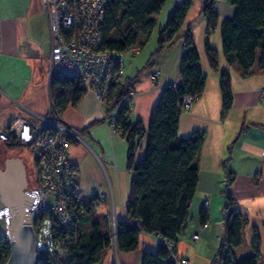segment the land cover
I'll return each instance as SVG.
<instances>
[{
	"label": "crops",
	"instance_id": "obj_1",
	"mask_svg": "<svg viewBox=\"0 0 264 264\" xmlns=\"http://www.w3.org/2000/svg\"><path fill=\"white\" fill-rule=\"evenodd\" d=\"M183 1L164 0V4L169 2L170 6H175ZM206 1H192L172 45L162 52L148 71L140 73L158 44L148 50L142 46L140 51L130 55V61L123 59L120 82L137 76L133 88L135 95L130 104V122L140 121L147 130L151 110L164 87L176 84L180 79L182 34L190 30L206 81L202 94L189 112L180 115L177 133L179 137L187 138L195 132H203L204 140L197 161L196 192L189 207V219L175 244V257L187 260L188 264H219L218 253L225 235L227 190L236 208L247 219L241 232V244L233 250L234 254L237 259L251 256L257 231L260 241L258 264H264V100L259 98L264 88V70L258 68L259 52L253 68L245 76L236 64L229 66L224 59L220 26L235 13V8L226 0H215L219 14L207 41L217 53L218 71L210 68L205 51L209 28L203 14ZM49 38L47 18L40 0H0V129L7 128L18 117H27L18 105L40 115H46L52 109L51 80H48L46 72ZM226 69L230 74L232 103L222 115L219 71ZM103 118V106L91 91L86 90L76 105L67 104L58 121L79 138L69 140V160L80 190L86 198H91L98 194L108 196L111 188L117 223L125 219L129 198L131 175L126 165L127 144ZM15 148L26 147H9L0 141V171H4L6 159H20L26 189L32 188L24 161ZM141 156L140 151L137 157ZM99 205L104 208L101 219L98 214L97 217L92 214ZM203 208L208 213L205 224L199 220ZM103 217H106L107 232L111 234L109 198L96 199L90 217L88 220L85 218L86 222L81 227L87 230L90 221L100 223ZM4 230L5 223L0 219V233ZM101 231L106 230L101 226ZM194 236H198L196 241ZM157 240L156 235L141 233L138 248L128 253L119 252L117 248L114 250L110 244L98 264H141L144 252H156L158 247H162Z\"/></svg>",
	"mask_w": 264,
	"mask_h": 264
},
{
	"label": "trees",
	"instance_id": "obj_2",
	"mask_svg": "<svg viewBox=\"0 0 264 264\" xmlns=\"http://www.w3.org/2000/svg\"><path fill=\"white\" fill-rule=\"evenodd\" d=\"M192 1L184 0L173 7L166 27L160 28L158 32V47L140 73L152 68L162 52L172 45ZM226 1L235 8V13L220 26L224 59L229 66L236 64L245 76L253 68L259 52L258 68L264 70V0ZM214 3L215 0H207L203 5V14L209 24L205 51L210 68L218 71L217 53L207 41V35L214 30L218 16L211 9ZM163 4L164 0H109L100 27L102 49L126 52L132 47L144 46L155 29L156 16ZM182 40L183 53L178 69L180 79L176 84L164 87L151 110L147 130H144L140 121L131 123L130 108L121 105L122 99L134 91L137 76L112 85L103 105L104 119L109 120L112 129L127 144L126 165L131 175L125 219L116 223L117 250L123 253L135 251L141 233L159 235L173 243L171 252L163 247H158L156 252H144L141 264H176L173 259L176 256L175 244L189 219V207L198 182L197 161L204 134L195 132L182 138L178 136L177 130L179 117L184 113V97H191L195 103L204 90L206 78L200 69L199 56L190 30L182 34ZM219 89L223 115L232 103L228 69L219 71ZM50 91L52 110L57 119L67 104L76 105L86 93L78 81L57 77L51 80ZM140 151L142 156L138 158ZM225 196V235L218 253V262L258 264L260 241L257 231L253 237V254L240 259L234 254L233 250L241 244V232L247 219L236 208L227 190ZM94 203L93 197L88 201L85 211L77 215L79 232L76 242L67 249L66 264H98L111 246L110 232L101 231V222H91L89 219V228L84 230L81 227L90 217ZM207 219L208 213L203 208L199 213L200 223L205 224ZM102 223L106 225V217H103ZM8 256V242L1 233L0 264H5ZM49 260V257L42 254L36 264H49Z\"/></svg>",
	"mask_w": 264,
	"mask_h": 264
},
{
	"label": "built area",
	"instance_id": "obj_3",
	"mask_svg": "<svg viewBox=\"0 0 264 264\" xmlns=\"http://www.w3.org/2000/svg\"><path fill=\"white\" fill-rule=\"evenodd\" d=\"M49 28L50 54L47 60L48 80L68 78L78 81L91 91L103 106L109 89L120 81L126 52L102 49L100 31L109 0H40ZM215 14L216 5L211 7ZM206 19V17H205ZM153 76V75H152ZM134 91L122 99L121 105L130 108ZM264 100V88L260 92ZM191 97H184L183 111L189 112ZM27 117H18L7 128L0 129V141L30 148L34 162V186L24 191L33 198L26 213L35 235L34 253L50 258L49 264H66L67 249L76 242L79 232L77 215L83 213L88 201L79 188L69 160V140L77 134L61 124L52 109L46 115L36 114L18 105ZM105 122L112 127L109 120ZM99 200L110 201V242L116 250V207L111 188L108 196L98 194ZM9 218L6 207L0 208V219L5 223L3 235L9 241ZM158 244L171 252L173 243L159 235ZM198 236H194L196 241ZM173 259L177 264H188L185 259Z\"/></svg>",
	"mask_w": 264,
	"mask_h": 264
},
{
	"label": "water",
	"instance_id": "obj_4",
	"mask_svg": "<svg viewBox=\"0 0 264 264\" xmlns=\"http://www.w3.org/2000/svg\"><path fill=\"white\" fill-rule=\"evenodd\" d=\"M0 171V199L8 210L9 256L5 264H36L35 235L26 211L33 198L24 194L26 179L24 167L18 158L6 159Z\"/></svg>",
	"mask_w": 264,
	"mask_h": 264
},
{
	"label": "rangeland",
	"instance_id": "obj_5",
	"mask_svg": "<svg viewBox=\"0 0 264 264\" xmlns=\"http://www.w3.org/2000/svg\"><path fill=\"white\" fill-rule=\"evenodd\" d=\"M214 5H216V3H214ZM173 7H174V5H171L170 6L169 5V2H168V4H166V3L163 4V7H162L160 13L156 16V26H155V29L153 30V32L151 33L149 39L147 40V42L144 45V47L146 46V50H148V48L151 49L152 46L153 47H156L157 46V42H158V32H159L160 28H162V27L165 28L166 27L167 21H168V18H169V15L171 14V11L173 10ZM216 9L219 12L218 7H216ZM138 51H140V49ZM123 59L126 62L127 60H129V61L132 60V57L129 54H126ZM118 83H116V84H118ZM259 98H260V95H259ZM193 104H192V106H193ZM105 120L106 119H104V121ZM15 149H17V153L19 154L20 157H22V159L24 161V164L26 166V173H27V178H28L29 185H30V187H33L34 186V176H35V174H33V172H34V170H33L34 165H33L32 152H31L30 148H28V147H26V148H15ZM70 165H71V167L73 169V166H72L71 163H70ZM103 209H104L103 208V205H99V206H97L95 208V210H93V213L92 214L94 215V217H97L96 214H98L99 219H101V217H102V214L101 213H103ZM100 222H101L102 228H104L105 230H107L106 227H105V225L102 223L101 220H100ZM109 228H110V226H109Z\"/></svg>",
	"mask_w": 264,
	"mask_h": 264
}]
</instances>
